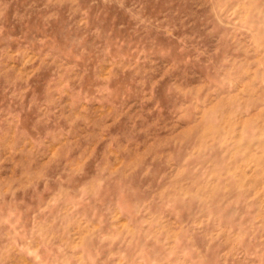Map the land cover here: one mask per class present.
<instances>
[{
    "label": "rangeland",
    "instance_id": "374dc122",
    "mask_svg": "<svg viewBox=\"0 0 264 264\" xmlns=\"http://www.w3.org/2000/svg\"><path fill=\"white\" fill-rule=\"evenodd\" d=\"M0 264H264V0H0Z\"/></svg>",
    "mask_w": 264,
    "mask_h": 264
}]
</instances>
